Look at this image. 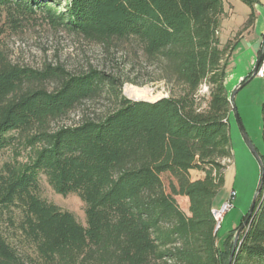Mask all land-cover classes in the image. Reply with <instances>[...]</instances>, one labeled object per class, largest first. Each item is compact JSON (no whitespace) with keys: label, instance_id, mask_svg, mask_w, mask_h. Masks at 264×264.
<instances>
[{"label":"trees","instance_id":"obj_1","mask_svg":"<svg viewBox=\"0 0 264 264\" xmlns=\"http://www.w3.org/2000/svg\"><path fill=\"white\" fill-rule=\"evenodd\" d=\"M0 10L39 14L105 50L135 47L178 87L133 101L114 74L33 70L0 55V155L27 152L25 165L0 169V264H227L232 240L218 246L211 215L221 162L233 157L222 0H0ZM192 170L203 178L191 180ZM41 175L56 194L80 199L84 226L39 197ZM246 218L231 264H264V194L240 224Z\"/></svg>","mask_w":264,"mask_h":264},{"label":"rangeland","instance_id":"obj_2","mask_svg":"<svg viewBox=\"0 0 264 264\" xmlns=\"http://www.w3.org/2000/svg\"><path fill=\"white\" fill-rule=\"evenodd\" d=\"M259 1L264 7V0ZM224 8L227 11L221 19L219 38L222 45L232 46L225 67V87L233 108L229 116L233 157L232 160L221 162L225 165L224 184L214 199L213 208L218 209L226 201L232 207L222 216L217 229L218 246L228 239L233 244L234 235L230 236L231 231L238 228L241 219L248 214L254 197L255 204L264 194V166L260 158V155L264 157V77H252L257 60H262L264 34L260 43L254 41L256 31L243 37L250 30L243 23L251 12V6L241 0H224ZM0 55L10 65L33 70H42L47 66L61 67L72 74L93 68L114 74L123 80L122 93L129 100L133 99L126 87H132L138 96L147 94L156 99L178 91V87L159 80L158 70L144 61L137 48L123 44L105 50L97 43L52 29L39 14L10 18L5 11L0 10ZM44 86L51 91L54 83L49 82ZM208 91V85L202 84L198 95L207 99ZM133 101L147 100L138 98ZM241 129L260 161L246 145ZM26 154L22 151L15 157L13 150H5L0 155V169L5 163L25 165ZM189 173L191 180L204 176L196 170ZM259 186L260 191L256 195ZM39 197L71 213L81 225H85L84 204L80 199L74 194H56L43 175L39 179ZM177 204L188 214L186 199L177 198Z\"/></svg>","mask_w":264,"mask_h":264},{"label":"crops","instance_id":"obj_3","mask_svg":"<svg viewBox=\"0 0 264 264\" xmlns=\"http://www.w3.org/2000/svg\"><path fill=\"white\" fill-rule=\"evenodd\" d=\"M253 1L254 3L251 9V12L253 13V20L250 26H248L250 27V30L247 31L245 34H243V37L250 36L251 32L256 31L254 41L260 43L264 34V7L261 6V2L259 0H253ZM222 2H223L224 14H225L227 10L224 8V0H222ZM250 13L247 15L245 22L243 23V26L245 25Z\"/></svg>","mask_w":264,"mask_h":264},{"label":"water","instance_id":"obj_4","mask_svg":"<svg viewBox=\"0 0 264 264\" xmlns=\"http://www.w3.org/2000/svg\"><path fill=\"white\" fill-rule=\"evenodd\" d=\"M262 50H264V45H263ZM259 61H260V59H258L257 62H256V65H255V67H254V69H253L252 77L255 76V73H256L257 68H258V65H259ZM231 100H233V95H232ZM146 102H147V101H146ZM241 131H242V135H243V138H244V141H245L246 145H247L248 148L252 151V153H253V155L256 157V159H257L258 161H260V158H259L257 152L255 151V149L253 148V146H252L250 140L248 139L247 135L245 134V132H244L242 129H241ZM260 185H261V183H260ZM259 191H260V186H259V189H258L257 192H256V195L259 193ZM254 201H255V197H254V200H253V204H254ZM253 204H252V206H251V208H250V210H249V212H248V216L251 214V212H252V210H253ZM247 218H248V217H247ZM247 218H246V219H245V220L239 225V227L236 229V231H235V233H234V236H233V244H232V250H231V253H230V255H229L228 263H227V264H231V262H232V257H233L234 251H235V247H236L237 240H238V238H239L241 232L244 230V228H245L246 225H247Z\"/></svg>","mask_w":264,"mask_h":264},{"label":"built area","instance_id":"obj_5","mask_svg":"<svg viewBox=\"0 0 264 264\" xmlns=\"http://www.w3.org/2000/svg\"><path fill=\"white\" fill-rule=\"evenodd\" d=\"M262 60L260 61L257 71L255 73V76L258 78L264 77V52L262 55ZM232 205L229 201L224 202L218 209H212L211 215L213 217V220L215 222V230H217L220 226V222L222 219V216L228 212L231 209Z\"/></svg>","mask_w":264,"mask_h":264},{"label":"bare ground","instance_id":"obj_6","mask_svg":"<svg viewBox=\"0 0 264 264\" xmlns=\"http://www.w3.org/2000/svg\"><path fill=\"white\" fill-rule=\"evenodd\" d=\"M126 91L129 93V95L131 96V98L133 100H136L138 98H144L145 100L147 101H150V102H153V101H156L158 100V98H150L147 96V94L143 95V96H138L135 92H134V89L132 87H126Z\"/></svg>","mask_w":264,"mask_h":264}]
</instances>
